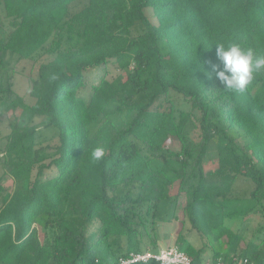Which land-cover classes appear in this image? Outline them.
Segmentation results:
<instances>
[{"label":"trees","instance_id":"obj_1","mask_svg":"<svg viewBox=\"0 0 264 264\" xmlns=\"http://www.w3.org/2000/svg\"><path fill=\"white\" fill-rule=\"evenodd\" d=\"M217 43L264 54V0H0V62L10 51L37 73L34 103L0 86V124L14 115L0 140V264L155 250L166 199L195 264H264V220L248 239L226 220L242 201L264 219V71L226 89Z\"/></svg>","mask_w":264,"mask_h":264},{"label":"rangeland","instance_id":"obj_2","mask_svg":"<svg viewBox=\"0 0 264 264\" xmlns=\"http://www.w3.org/2000/svg\"><path fill=\"white\" fill-rule=\"evenodd\" d=\"M36 75V71L33 70V59H20L17 54L12 53L10 51L4 53L3 58L0 62V86H9V84H12V88L17 94L22 96L27 102L34 103L35 99L31 95L32 82L30 78L35 77ZM13 119L14 115L10 114L9 119L0 124V140L2 142L4 141L7 133L10 130L8 127L9 122ZM40 120L41 118H36L35 121L39 122ZM42 127L43 126H41V128ZM52 133L53 132L51 131H46L45 129H43V134H45L46 136H49ZM215 153V149H210V155L206 158V162L209 161L208 163L210 164V167H216ZM3 182L6 186L7 192H10L12 186V179L9 177H5L3 178ZM166 194H169V188ZM6 197L7 194L0 197V205L4 202ZM234 207H236L238 213L237 215H232L229 217L227 216L228 219L226 220L228 221V225L234 230H238L241 226H245L242 224L246 223V225L249 227V231L246 237L247 239L252 237V235L255 234L254 231H257V229L260 228L264 219H262V217L257 214L258 210L250 211L249 214L244 217V213L246 212V210L252 207L251 204L244 205V202L242 201L241 204H236V202H233L231 203V205L229 204L228 206L229 209ZM174 210V204L171 203L170 199H166L161 203V206L157 211V225L155 237L157 238L158 246L155 250L175 245L178 246L177 237L180 230L183 228V224L181 221L171 220V218L173 217ZM40 223H43V219H40ZM189 227V222H187L184 228L186 230ZM195 240L198 242L197 238H195ZM244 246L245 242L242 243L241 248H244ZM258 262L259 260H257L255 263L258 264Z\"/></svg>","mask_w":264,"mask_h":264},{"label":"clouds","instance_id":"obj_3","mask_svg":"<svg viewBox=\"0 0 264 264\" xmlns=\"http://www.w3.org/2000/svg\"><path fill=\"white\" fill-rule=\"evenodd\" d=\"M217 57L223 67L217 66L216 76L229 90L243 92L254 80L255 74L264 71V54H258L252 47L240 44L217 43ZM105 156V148L97 146L92 151L94 160Z\"/></svg>","mask_w":264,"mask_h":264},{"label":"built area","instance_id":"obj_4","mask_svg":"<svg viewBox=\"0 0 264 264\" xmlns=\"http://www.w3.org/2000/svg\"><path fill=\"white\" fill-rule=\"evenodd\" d=\"M156 261L159 264H195L190 256L179 246H170L159 250H145L142 252H130L120 257L115 264H141ZM209 264H256L248 257L235 256L232 261L218 260Z\"/></svg>","mask_w":264,"mask_h":264}]
</instances>
